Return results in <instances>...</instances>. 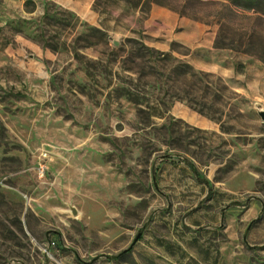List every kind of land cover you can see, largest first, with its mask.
I'll return each mask as SVG.
<instances>
[{
    "label": "rangeland",
    "instance_id": "1",
    "mask_svg": "<svg viewBox=\"0 0 264 264\" xmlns=\"http://www.w3.org/2000/svg\"><path fill=\"white\" fill-rule=\"evenodd\" d=\"M26 1L0 0V264H264V0Z\"/></svg>",
    "mask_w": 264,
    "mask_h": 264
},
{
    "label": "trees",
    "instance_id": "2",
    "mask_svg": "<svg viewBox=\"0 0 264 264\" xmlns=\"http://www.w3.org/2000/svg\"><path fill=\"white\" fill-rule=\"evenodd\" d=\"M29 3H32V1H31V0H27V1H26V5L29 4ZM232 5H234V6H236V7H239V6L236 4V1H235V0L232 2ZM248 8H249V5H245L244 7H242L243 10H247ZM180 13H181V14H184V12H182V11H181ZM135 42H136V41H135ZM141 47H142L143 50L147 51V54H148V57H149V58L153 57V52H154V50H152V49L149 48V47H146V45H145L143 42H141ZM185 67L188 68V65H185ZM186 71H187V70H186ZM186 71H185V73H186Z\"/></svg>",
    "mask_w": 264,
    "mask_h": 264
},
{
    "label": "crops",
    "instance_id": "3",
    "mask_svg": "<svg viewBox=\"0 0 264 264\" xmlns=\"http://www.w3.org/2000/svg\"><path fill=\"white\" fill-rule=\"evenodd\" d=\"M58 1H61V2H63L66 5L69 4L71 7L74 8L75 6L72 5V3H74V2L78 3V2H81V1H84V0H58ZM222 1L226 2V1H232V0H222Z\"/></svg>",
    "mask_w": 264,
    "mask_h": 264
},
{
    "label": "water",
    "instance_id": "4",
    "mask_svg": "<svg viewBox=\"0 0 264 264\" xmlns=\"http://www.w3.org/2000/svg\"><path fill=\"white\" fill-rule=\"evenodd\" d=\"M261 116H262V118L264 119V112L261 113ZM136 240H137V239H135L134 243L136 242ZM134 243H133V245H134ZM133 245H132V246H133ZM132 246H131V247H132ZM128 250H129V249L125 250L124 252H127Z\"/></svg>",
    "mask_w": 264,
    "mask_h": 264
}]
</instances>
